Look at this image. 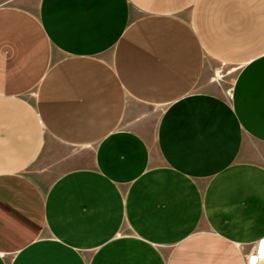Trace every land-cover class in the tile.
I'll list each match as a JSON object with an SVG mask.
<instances>
[{
  "label": "crops",
  "instance_id": "0c3cea01",
  "mask_svg": "<svg viewBox=\"0 0 264 264\" xmlns=\"http://www.w3.org/2000/svg\"><path fill=\"white\" fill-rule=\"evenodd\" d=\"M263 239L264 0H0V264H246Z\"/></svg>",
  "mask_w": 264,
  "mask_h": 264
},
{
  "label": "rangeland",
  "instance_id": "374dc122",
  "mask_svg": "<svg viewBox=\"0 0 264 264\" xmlns=\"http://www.w3.org/2000/svg\"><path fill=\"white\" fill-rule=\"evenodd\" d=\"M236 74V68L233 69H219L218 72L211 76L212 83L216 85L217 89L222 92L228 91L234 81ZM149 142L153 143V129L150 127L149 133L147 134Z\"/></svg>",
  "mask_w": 264,
  "mask_h": 264
},
{
  "label": "built area",
  "instance_id": "2783aa9c",
  "mask_svg": "<svg viewBox=\"0 0 264 264\" xmlns=\"http://www.w3.org/2000/svg\"><path fill=\"white\" fill-rule=\"evenodd\" d=\"M246 264H264V239L247 256Z\"/></svg>",
  "mask_w": 264,
  "mask_h": 264
}]
</instances>
